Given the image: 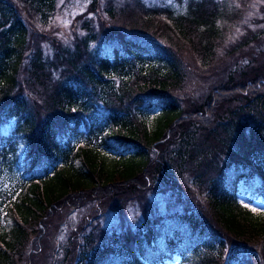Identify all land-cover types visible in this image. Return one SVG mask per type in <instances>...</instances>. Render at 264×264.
I'll return each mask as SVG.
<instances>
[{
	"label": "trees",
	"instance_id": "1",
	"mask_svg": "<svg viewBox=\"0 0 264 264\" xmlns=\"http://www.w3.org/2000/svg\"><path fill=\"white\" fill-rule=\"evenodd\" d=\"M56 2L0 0V166L22 177L1 203L0 264H163L175 254L179 264H261L264 213L239 195L264 199V24L228 44L244 3L187 0L138 16L92 0L78 40L46 48L38 27ZM195 75L216 78L188 111ZM223 101L243 102L220 113ZM153 194L171 205L159 225L109 241L92 226L107 209L146 211ZM82 207L90 213L61 243L55 231Z\"/></svg>",
	"mask_w": 264,
	"mask_h": 264
},
{
	"label": "rangeland",
	"instance_id": "2",
	"mask_svg": "<svg viewBox=\"0 0 264 264\" xmlns=\"http://www.w3.org/2000/svg\"><path fill=\"white\" fill-rule=\"evenodd\" d=\"M92 0H57L56 7L57 10L55 11L54 15L52 16L51 22L47 26L40 25L38 27V30L40 33L43 34V40H44V46L46 48H51V45L53 43L60 45H73L76 40H78L76 37L80 36L83 31L80 28L79 24L76 22L79 15L84 14L89 10L90 4ZM106 1V0H105ZM220 2H224V4H229L230 0H217ZM235 2L236 5H240L244 3L243 12L244 15H242V21H240L236 26L231 30H229L228 36L226 37V42L229 44L232 41L239 39V37L244 34L246 31H244V28L248 29L255 28L260 24H264V0H231ZM115 4L117 5V8L124 7L125 5H133L134 10L138 13V16L141 14V7H164V8H176V9H184L187 0H114ZM130 7V6H129ZM242 7V6H241ZM162 8V9H164ZM161 9V10H162ZM120 17H124L126 22L131 23L129 17H133V15H129L128 12L120 11L119 13ZM89 17L95 18L94 13L90 12ZM135 18V16H134ZM133 18V19H134ZM232 27V26H231ZM260 27V26H258ZM129 29L127 32H130L131 29H133V26H129ZM154 32H156V27L152 28ZM231 29V28H230ZM124 30V31H125ZM138 31L140 29H137ZM144 30V29H143ZM147 30V29H146ZM254 30V29H253ZM147 32V31H145ZM151 34L152 32L149 31ZM153 34V33H152ZM157 34V33H156ZM158 36V34H157ZM165 41V39H164ZM227 44V45H228ZM193 49L189 47V44H186V48L184 49L185 53L182 55L184 62L189 60V63L192 65V68L198 67L199 63L197 62V65L195 64V59L193 55ZM260 51V50H259ZM218 54H222V52H218ZM197 71V70H196ZM210 72L203 73L202 76H208ZM195 81L192 83L193 86L196 88V92L194 95L190 96V98H198L197 102L191 101L193 104L189 107L185 105L184 100L181 101L182 106L189 110L195 109L199 104L209 95L211 90L214 88L210 84H212V81L216 77L209 78V80L206 82L201 79V77L195 75ZM194 87H191L189 85L186 86L185 90H181L185 94H188V92ZM181 93V92H180ZM191 93V92H190ZM208 98V97H207ZM186 99V98H185ZM231 101V100H226ZM243 102V101H242ZM242 102H225L223 101V104L220 106V113L228 108L229 104L230 106L234 104L235 107L238 105L242 106ZM233 106V107H234ZM218 115L217 110L214 112ZM75 141L81 142V138H75ZM219 141V140H217ZM22 177L18 173L17 170L13 169L11 166L2 164L0 166V212L2 209L1 203L4 200H10L11 197H15L17 192L18 186L21 184ZM206 188L205 186L200 187L201 190ZM243 188V186H241ZM152 204L147 206L146 211H142V208L140 206L132 205L131 203L127 204L125 207L126 209L123 210L124 213H120L119 211L113 210V209H107L105 214L101 215L99 218L91 219L93 220L92 226H95L96 228H99L101 230V235L103 237H106V241H109L108 238L112 236V233L116 236H122L124 235L126 230L131 231L134 234H137V232H140L141 230H146V226L151 223L155 222V226L159 225L161 223L159 219H167L168 217V210L169 207H171L170 204H168V198L163 197L161 194L156 195L153 194ZM239 200L244 204L247 205L252 213L258 214V213H264V199H261L260 197H257L256 199L250 200L249 193H240ZM110 204V203H109ZM207 204V203H206ZM89 207V206H88ZM139 207V208H138ZM90 208V207H89ZM89 208H81L78 210L73 211L71 209V212L68 217H66L64 224L63 222L60 223V229L55 231L56 235H58V240L62 243H66L69 239H71L74 236V232L71 230H75L76 226L78 225L80 221V218H82L83 215L86 213H90ZM255 209V211H253ZM181 211L177 207L172 206L171 212L174 213L176 211ZM206 211H208V208H206ZM1 214V213H0ZM69 221V222H68ZM91 222V223H92ZM52 223V222H50ZM91 223L87 226H91ZM85 231H89V228L84 227ZM85 231L80 234V237H83L85 235ZM48 233V232H47ZM45 235V234H44ZM159 239V238H158ZM78 247L77 251L82 247L80 240H77ZM159 242V240H158ZM83 249V248H82ZM246 252L249 254L250 250ZM261 252V254H260ZM259 253L255 254L257 257H261V264H264L263 255L261 250ZM259 259V257H258ZM180 259L179 256L175 254L174 258L172 260L168 259L163 262V264H179Z\"/></svg>",
	"mask_w": 264,
	"mask_h": 264
},
{
	"label": "snow or ice",
	"instance_id": "3",
	"mask_svg": "<svg viewBox=\"0 0 264 264\" xmlns=\"http://www.w3.org/2000/svg\"><path fill=\"white\" fill-rule=\"evenodd\" d=\"M245 207H247V205H245ZM253 211H255V209H253Z\"/></svg>",
	"mask_w": 264,
	"mask_h": 264
}]
</instances>
